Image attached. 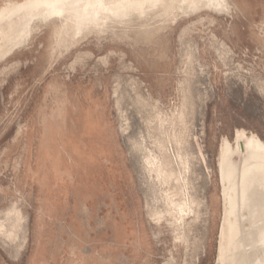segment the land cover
Returning a JSON list of instances; mask_svg holds the SVG:
<instances>
[{
    "label": "rangeland",
    "instance_id": "rangeland-1",
    "mask_svg": "<svg viewBox=\"0 0 264 264\" xmlns=\"http://www.w3.org/2000/svg\"><path fill=\"white\" fill-rule=\"evenodd\" d=\"M62 3L75 31L92 32L99 16V48L90 34L84 49L62 52L79 63L69 73L81 81L23 80L50 59L39 47L58 18L31 31L26 25L29 15L45 14L42 0L20 1L12 28L14 13L0 15V79L8 67L2 59L36 43L16 50V80H0V264H43L40 245L63 260L78 247L104 264H220L225 146L236 150L237 130L264 141V0L197 11L186 0ZM62 109L77 153L84 109L93 110V137L103 147L111 142L113 156L94 155L89 173L71 156L55 210L47 202L61 183H43L39 148L50 134V144L59 140ZM156 164L172 177L162 179ZM191 197L183 216L172 208V200Z\"/></svg>",
    "mask_w": 264,
    "mask_h": 264
},
{
    "label": "bare ground",
    "instance_id": "bare-ground-1",
    "mask_svg": "<svg viewBox=\"0 0 264 264\" xmlns=\"http://www.w3.org/2000/svg\"><path fill=\"white\" fill-rule=\"evenodd\" d=\"M20 1L22 0H8L0 7V15L5 12L14 13L15 17L13 16L10 20V28L14 26L16 9H19ZM186 1H188L189 11H197L203 7L208 9H219L224 7L227 2V0H207L205 3H203V0ZM42 2L46 5L45 14H41L40 16L31 14L26 19V25L29 27L30 31L33 29L35 22L40 21L46 23L54 17L60 20L66 13L67 16L69 15L70 11L65 7V4L62 3V0H42ZM68 19V17L64 18V21L68 22ZM180 113H176L177 116H179ZM181 117L183 119L182 114ZM170 122H172V120ZM227 143L229 144V142ZM236 143V150L234 151L231 150L229 145L225 146L221 165L225 219L222 232L223 242L219 250V262L220 264H264V141L255 134H247L245 131L237 130ZM178 145H180V143H178ZM160 163L162 164L161 161ZM161 164L154 165L156 173L164 180L172 177L173 173L171 171H166L162 166L164 164ZM170 203L172 204V208L179 211V214L183 216V212H186L185 210H191L192 204L195 202L194 198L191 197L185 202L172 200ZM13 220L15 221V219ZM0 222L2 223L1 219ZM4 227L6 228V226ZM11 234L12 233H9L10 236H12Z\"/></svg>",
    "mask_w": 264,
    "mask_h": 264
},
{
    "label": "crops",
    "instance_id": "crops-1",
    "mask_svg": "<svg viewBox=\"0 0 264 264\" xmlns=\"http://www.w3.org/2000/svg\"><path fill=\"white\" fill-rule=\"evenodd\" d=\"M8 0H0V7L4 5V3ZM16 1V0H13ZM15 17V16H14ZM67 13L63 15L60 20H56L53 24L51 22L50 25L45 26L44 34L46 36V41L44 42L43 47L45 50L51 51L50 59L44 63L43 66L37 67L34 73L27 75L24 77V81L29 82H45V83H53V82H69V81H81V78H78L75 74H70V71L76 70L79 66L78 62L69 63L68 59L65 58L62 54L63 51L69 50H78L84 49L83 42L86 36L89 37L92 34V44L93 49L99 48L100 46V21L99 16L97 17L96 23L92 26V32L90 29H86L84 26L75 31L73 28L68 26V22L64 21V18H67ZM63 24V25H62ZM37 29L33 31V34H38ZM32 38V37H31ZM30 38V39H31ZM29 39V40H30ZM35 42L28 43L26 41L24 45L19 48H15L11 51L2 61H6V65L8 66L5 70V74L1 77L2 81H10L16 80V50H29L36 48ZM34 46V47H33ZM72 68L70 69V65ZM83 65V63L81 64ZM78 118L81 120L84 141H83V149L81 153H77V145H76V135L73 131H67L65 124V113L66 110L62 109L61 117L62 126L58 130L59 140L55 144H50V141L53 140L51 138L52 134H50L47 140H44L39 148L40 156L45 159V169H44V179L43 183L47 186L53 185L54 183H61L60 186V195L52 196L48 199L47 204L49 207L57 210L62 205V201L65 195V176L68 172V162L70 160H75L81 163H87L85 173L91 172L89 170V166L91 165V161L93 156L96 154H100L103 159H109L113 156V145L111 142L104 144L102 146L99 141L95 137H93V133L96 130L95 126L98 122L95 121V116L93 110L85 111L84 109H80ZM52 131V130H51ZM51 138V139H50ZM72 152V153H70ZM41 254V258L43 256V264H76L75 260L79 264H104L102 261L98 260L96 256L91 255L89 257H84L83 254H80L79 248L75 247L74 254L75 258H68L67 260H63L60 254L55 250H48L44 245L39 246ZM40 258V259H41ZM109 263L112 264V261L109 260Z\"/></svg>",
    "mask_w": 264,
    "mask_h": 264
}]
</instances>
